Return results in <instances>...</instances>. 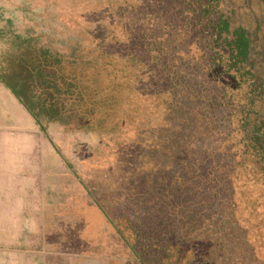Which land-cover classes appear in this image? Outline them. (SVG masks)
Returning a JSON list of instances; mask_svg holds the SVG:
<instances>
[{
    "label": "rangeland",
    "instance_id": "1",
    "mask_svg": "<svg viewBox=\"0 0 264 264\" xmlns=\"http://www.w3.org/2000/svg\"><path fill=\"white\" fill-rule=\"evenodd\" d=\"M143 4V11L149 17L145 25L149 38L164 40L170 53L184 59L179 69H185V80L190 88L199 89L206 82L211 89L213 74L204 62L209 48L196 27L189 25L193 12L172 15L174 4L178 5L179 12L186 8L187 2L145 0ZM118 5L124 6L125 1L24 0L22 8L13 9L22 12L24 17L23 26L16 30L27 35L32 33L40 44L64 60L60 73L65 75V80L77 74L82 91L90 89L93 101L87 103V110L90 116L97 117V125L90 130L74 123H52L43 129L32 114L20 106L15 121L7 120V124L0 125V258L17 260L20 264H142L106 213L122 227L133 212L142 213L145 226H152V230L146 231L152 233L154 228L164 225L165 220L166 227L171 228L174 223L175 219L167 213L173 208L172 199L184 202L181 207L184 213L193 208L191 214L197 215L206 208L203 192L198 194L197 189L189 191L186 186L183 189L174 186L172 180L177 173L174 170L179 166L168 152L157 151L160 140L153 130L146 129L152 125L146 124L144 115L159 114L157 109V113L152 110L150 101L146 103L144 98L125 88L119 105L120 119L117 124L108 125L105 121L108 98L101 91L105 88L108 91V73L99 76L97 83L87 84L95 73L93 65L102 70L104 63L108 64L110 39L124 40L129 32L124 24L133 14L124 10L117 13ZM148 5L152 6L151 10ZM218 10L230 17L233 25H243L250 30L254 59L257 66L263 67L258 68L257 76L263 77L264 61L260 53L264 51V3L224 0ZM164 22L171 23L167 33L163 30ZM115 42H111L110 49H122L121 43ZM63 83V77L59 78L62 95L65 94ZM82 91L80 96H83ZM179 92L178 103L182 105L183 114L174 116L172 129L184 130L188 125L185 126L181 116L191 117L195 112L188 107L191 102L186 100L190 92L185 87ZM98 101L103 104L98 105ZM145 106L151 108L145 110ZM211 111L219 112L215 108ZM208 118L211 120V115ZM219 133L215 131L206 136L204 130L199 131L196 141L190 136L184 138L190 135L187 131L176 135L177 139L193 143L195 149L202 150L205 145L219 146L222 140ZM180 170L178 174L186 181L184 166ZM252 184L254 189L249 200L256 211L250 214V206L248 209L241 206L235 216L226 221L227 228L222 230L228 233L225 239L213 243L219 234L215 227L208 228L205 223L204 227H192L201 230L194 235H201L199 239L203 240L195 249L207 256L205 259L212 261L211 264H264V186ZM198 195L202 200H196ZM203 200L205 207L198 202L203 203ZM126 232L131 234L130 230Z\"/></svg>",
    "mask_w": 264,
    "mask_h": 264
},
{
    "label": "trees",
    "instance_id": "2",
    "mask_svg": "<svg viewBox=\"0 0 264 264\" xmlns=\"http://www.w3.org/2000/svg\"><path fill=\"white\" fill-rule=\"evenodd\" d=\"M124 1L125 5H118L116 10L117 13L124 10L133 14L124 24L129 32L124 40L110 39L111 42H115L113 39L120 42L122 49L112 51L109 46L113 43L109 41L108 64L104 63L102 70L93 65L95 73L89 77L87 84L97 83L99 76L108 73V91L106 88L101 90L108 98V118L105 119L108 125L117 124L120 119L119 105L122 104L121 95L125 88L135 96L144 98L146 103L150 101L152 110L157 113V109L160 115L149 113L147 116L146 113V124L152 125L146 129L153 130V134L159 138L157 151L162 154L168 152L175 165L179 166L174 170L177 171L172 180L174 186L180 189L186 186L189 191L197 189L198 194L203 192L207 205L194 215L191 214L193 208L184 213L181 211L184 202L172 199L174 202L170 206L173 208L167 213L175 219L171 226L173 230L165 226V220L164 225L154 228L152 233L146 231L152 230V226H145L142 213L133 212L126 218L127 223L123 227L109 213L106 214L142 264H211L212 261L205 259L207 256L195 249L196 244L203 240L199 239L201 230H193L192 227H204L205 224L208 228L215 227L219 237L213 243L222 241L228 236L222 231L227 228V219L234 217L241 206H244L243 209L250 206V214L255 213L256 209L249 200L254 189L251 183L253 186H264V75L257 76V70L263 67L257 66L254 59L250 30L243 25H233L230 17L218 10L224 0H183L187 2L186 8L177 12L179 7L174 4L172 15H190L193 12L189 25L195 26L207 42L209 51L204 62H207V70L213 74L214 81L211 89H208L206 82L199 89L190 88L185 80V69H179L184 59H180L177 53H170L164 40L151 39L147 35L149 31L145 25L149 17L143 11L145 0ZM260 1L264 3V0ZM150 6L148 8L151 10ZM170 24L164 22V32L167 33ZM8 44L10 48L1 55L0 78L43 129L52 123H74L90 130L96 128L97 117L90 116L87 110V103L93 101L90 89L82 91L77 74L65 80V75L60 73L64 60L59 55L40 44L32 33L16 35ZM260 55L264 61V51ZM62 77L64 95L58 84V79ZM183 87L190 92L186 100L191 102L188 107L195 114L191 117H186V114L181 116L188 128L172 129L174 116L183 114L182 105L178 103L181 96L179 89ZM81 91L83 96L79 95ZM101 103L103 101H98V105ZM148 108L151 107L145 106L144 109ZM213 108L219 112L214 114L211 111ZM210 115L211 120H208ZM223 126L224 130L220 131ZM203 130L206 136L220 132L221 144L205 145L202 150H197L193 143L177 139L176 133L187 131L190 135L184 138L190 136L191 140L196 141L195 135ZM182 166L187 172L186 181L178 174ZM243 198L245 201L240 203ZM196 200H202L201 196L198 195ZM95 202L106 212L99 200ZM198 202L205 207L204 200L203 203Z\"/></svg>",
    "mask_w": 264,
    "mask_h": 264
},
{
    "label": "crops",
    "instance_id": "3",
    "mask_svg": "<svg viewBox=\"0 0 264 264\" xmlns=\"http://www.w3.org/2000/svg\"><path fill=\"white\" fill-rule=\"evenodd\" d=\"M4 7L0 6V18H2L5 12ZM16 35L27 36L25 32L16 30L14 25H10L8 29L0 30V39L8 41ZM10 45L8 44V49ZM0 67H1V55H0ZM18 106L24 108L25 106L19 101L13 91L2 81L0 78V125L7 124V120H16Z\"/></svg>",
    "mask_w": 264,
    "mask_h": 264
},
{
    "label": "clouds",
    "instance_id": "4",
    "mask_svg": "<svg viewBox=\"0 0 264 264\" xmlns=\"http://www.w3.org/2000/svg\"><path fill=\"white\" fill-rule=\"evenodd\" d=\"M24 0H0V6L6 8L2 18H0V30L8 29L10 25H14L18 30L23 26L24 17L22 12H14V8H22ZM8 49V43L0 39V55L4 54ZM0 264H20L19 261L13 259L0 258Z\"/></svg>",
    "mask_w": 264,
    "mask_h": 264
}]
</instances>
